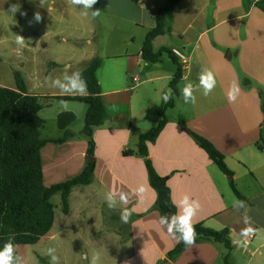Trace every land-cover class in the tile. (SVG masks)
<instances>
[{
	"label": "crops",
	"instance_id": "obj_1",
	"mask_svg": "<svg viewBox=\"0 0 264 264\" xmlns=\"http://www.w3.org/2000/svg\"><path fill=\"white\" fill-rule=\"evenodd\" d=\"M165 1L135 0L136 10L144 13L141 23L147 17L150 21L149 31L155 27V15ZM44 15L42 13V20ZM142 46L136 52L127 51L113 57L127 59L117 63L121 65L119 69L124 70L121 78L116 79L118 69L111 71V78L105 85L97 77L109 117L103 126L94 130L97 166L93 181L72 189L68 214L63 212L61 194H56L61 199V214L54 205L53 228L36 246L57 243L69 231L73 236L69 241L75 247L85 242L99 254L98 264H163L167 261L171 264H225L228 250L223 244L214 242H196L174 261L168 258L177 241L160 225L159 212L152 210L157 193L149 183L144 158L136 154L140 136L152 128L137 127L131 101H127L123 93L127 90V75L138 71L140 76H145V82L156 87L153 92L159 97L169 86L177 66H167L172 61L167 54L161 62L147 63L142 58ZM163 47L183 50L186 64L178 60L184 71L178 86L179 96L174 107L166 111L165 128L155 143H149L153 166L160 176L169 178L168 186L175 205L185 195L199 202L193 224L203 223L215 231L229 229L230 264H264V12L254 5L247 7L243 0H183L175 8L165 33L153 41L155 51ZM96 57H99L98 51L87 50L76 62L84 63L85 69ZM59 58L51 60L50 74L33 70L29 74L31 85L24 78L29 93L40 97V103L45 102L41 103L43 109L39 113L45 126L47 120L41 112L46 106H52L55 101L73 102L57 97L81 96L63 95L48 86L46 77H53L54 70L65 66ZM202 69L214 73L216 87L207 97L200 89L194 93L197 102L186 104L181 90L189 82L198 86ZM132 80L140 83L137 76ZM234 81L239 84L240 91L236 101L230 103L228 92ZM116 108L125 109L117 113ZM87 109L88 106L80 117L70 110L57 113V127L63 134L57 138L42 136L59 140L66 131L73 134L63 143H48L42 149L45 186L65 182L84 169L88 140L80 134L83 127L78 133L72 128L78 119L84 120ZM63 113L75 115V120L64 130L58 126L59 115ZM142 113L139 109L136 115ZM189 132L209 140L224 156L233 173V183L250 209L247 214L250 226L255 229L253 235H241V230L248 225L243 219L244 209L233 208L234 201L239 198L231 187L229 176L217 167ZM132 138L133 148H130ZM127 151L129 154H125ZM109 191L117 193L115 208H109L106 202L105 194ZM121 192L127 194V203L119 202ZM124 209L131 213L127 223L121 220ZM81 220H88L95 227L84 232L78 227ZM111 251L115 252L114 257ZM35 254L38 261L46 259ZM90 260L87 257V264Z\"/></svg>",
	"mask_w": 264,
	"mask_h": 264
},
{
	"label": "trees",
	"instance_id": "obj_2",
	"mask_svg": "<svg viewBox=\"0 0 264 264\" xmlns=\"http://www.w3.org/2000/svg\"><path fill=\"white\" fill-rule=\"evenodd\" d=\"M182 1H165L155 15V27L147 33L142 46V58L147 63L161 62L163 55L167 54L177 65V70L169 83L172 99L167 103L164 102L159 109L158 124L140 136L136 151V154L145 160L149 183L157 193V200L152 210L158 211L160 217L175 214L177 207L168 186L169 178L160 176L153 166L149 156V143L156 142L167 124L166 111L174 107L175 99L179 96L178 86L184 71L172 50L163 47L155 51L153 41L165 33L167 23L173 19V12ZM243 1L247 7L254 5L264 12V0ZM94 8H98L100 11L104 10V6L98 0ZM101 64V58L96 57L82 71L88 85L89 94L87 96L57 97V99L80 102L88 106L84 126L80 133L87 138L88 149L87 162L82 172L51 187L44 184L41 151L48 143H63L73 134L66 131L64 137L59 140L42 137L41 131L45 126V120L40 117L39 113L43 109V105L40 103V97L29 93L24 76L20 71H13L15 89L0 87V248L10 238L15 247L39 243L51 231L55 222L53 196L61 194L63 212L68 214L72 189L92 183L97 166L94 130L103 126L109 117L97 78ZM74 120L75 115L63 113L59 115L58 126L64 130ZM189 133L217 167L227 176L233 177L224 156L215 146L206 138L194 132ZM259 147L262 148V145ZM125 154H129V152L127 151ZM231 187L240 201H246L236 189L233 180ZM194 226L197 233L195 243L223 244L228 250L224 257V263L230 264L229 251L232 250V245L229 229L215 231L205 227L203 223L194 224ZM187 247L183 242L177 243L176 247L168 254L169 260L174 261Z\"/></svg>",
	"mask_w": 264,
	"mask_h": 264
},
{
	"label": "rangeland",
	"instance_id": "obj_3",
	"mask_svg": "<svg viewBox=\"0 0 264 264\" xmlns=\"http://www.w3.org/2000/svg\"><path fill=\"white\" fill-rule=\"evenodd\" d=\"M51 1L0 0V85L15 89L14 70L20 71L28 80L33 70L38 73L42 72L43 75L50 74L48 72L52 71L50 69L51 60L56 57H60L61 65L71 63L72 70H83L85 64H77L76 59L87 50L98 51L103 61L97 77L104 81V85L108 79L110 80L111 71L115 69H118L116 79L121 78L124 70L119 69L121 65L117 63L126 62L127 59L113 57L127 51L136 52L143 45L149 31L150 21L147 17L145 22L141 23V15L144 13L140 14L136 10L135 0H99L104 5V10H101L100 15L95 18L91 15L82 16L80 13L83 8L69 4L68 0H53V3ZM13 4L19 5V11L14 14L10 11V6ZM37 12L40 16L42 13L45 14L44 19L39 22L34 19ZM16 35L25 38L23 47L15 43ZM172 62L169 61L167 66L172 68L175 65L176 68L177 65ZM63 68L64 66L54 70L53 77L61 75ZM135 76L139 77V84L133 82L132 79ZM127 78L125 85L127 90L123 96L127 101H131L137 127L154 128L158 123L157 120H160L159 109L164 103L162 94L170 89L169 86L165 88L161 96L155 97L157 95L153 89L156 87L145 82L144 75L140 76L136 71L127 75ZM29 84L31 85L30 80ZM41 103L45 104L44 101ZM67 105L65 109L60 101H55L52 106H46L41 112V116L47 120V125L41 131L43 137L57 138L63 134L57 127V113L70 110L80 117L87 107L86 104L80 102H67ZM124 109L116 108L114 111L119 113ZM139 109H142L143 113L137 116ZM83 126L84 120L80 118L74 123L72 130L78 133ZM133 139H131L130 148H133ZM232 178L229 177L230 182ZM52 201L60 215V196L56 195ZM79 224L78 227L84 232L95 227L88 220H81ZM70 238L73 236L68 231L60 237L57 243L51 242L46 245L42 244V246H18L17 250L26 264H49L50 257L45 254L48 248L55 249L54 255L59 257L60 264H87L84 255L90 260L96 252L88 248L85 242L79 244L81 248L75 247L69 241ZM35 253H39L46 259L38 261ZM114 253L111 251L110 255L114 257Z\"/></svg>",
	"mask_w": 264,
	"mask_h": 264
},
{
	"label": "clouds",
	"instance_id": "obj_4",
	"mask_svg": "<svg viewBox=\"0 0 264 264\" xmlns=\"http://www.w3.org/2000/svg\"><path fill=\"white\" fill-rule=\"evenodd\" d=\"M68 3L75 6H80L83 8V11L80 13L84 17L95 18L100 15V9L94 8V5L97 4V0H68ZM10 11L14 14L16 11H19V5L13 4L10 6ZM34 19L39 22L41 16L39 12L35 13ZM15 43L23 47L25 44V38L20 35H16ZM46 82L51 88H56L63 95H81L87 96L88 85L87 81L83 77L82 70H72L71 65H65L60 76L46 77ZM216 87V79L214 73L209 69H202L199 74V85L195 86L192 83H187L182 88V95L184 102L186 104H195L197 102V97L194 95L195 92L200 89L203 90L202 95L207 97L209 96L214 88ZM240 91V86L237 82H233L230 86L228 92V101L234 103L237 99V96ZM172 99V90L162 94V100L167 103ZM61 105L67 109L68 105L66 101H61ZM138 192L142 189H138ZM105 199L109 208H115L117 204V193L115 191H109L105 194ZM128 197L127 194L121 192L119 193V202L127 203ZM175 203V202H174ZM177 207V212L171 216L164 215L160 217L159 223L161 226L167 229V232L172 236L177 243L183 242L186 246H191L195 243L196 239V229L193 224V218L196 215L197 211L200 208V204L196 200L190 199L187 195L183 196L182 199L175 205ZM233 208L235 210L244 209L243 219L246 226L241 230V235L248 237L254 234L255 229H253L250 224V217L248 212L250 211L248 205L244 201L236 200L233 203ZM131 213L129 210L124 209L121 212V220L124 223H127ZM234 243H237L234 241ZM55 249L48 248L45 253L50 257L49 264H60L59 257L54 255ZM87 259V257H85ZM100 256L98 253H94L91 257L90 264H98ZM0 264H26L25 260L16 254V247L10 238L7 240L3 247L0 248Z\"/></svg>",
	"mask_w": 264,
	"mask_h": 264
},
{
	"label": "built area",
	"instance_id": "obj_5",
	"mask_svg": "<svg viewBox=\"0 0 264 264\" xmlns=\"http://www.w3.org/2000/svg\"><path fill=\"white\" fill-rule=\"evenodd\" d=\"M173 53L175 54V56L178 58V60L182 64H186V57H185V55L181 51L174 49L173 50ZM134 81L137 82L138 79L137 78H134Z\"/></svg>",
	"mask_w": 264,
	"mask_h": 264
},
{
	"label": "water",
	"instance_id": "obj_6",
	"mask_svg": "<svg viewBox=\"0 0 264 264\" xmlns=\"http://www.w3.org/2000/svg\"><path fill=\"white\" fill-rule=\"evenodd\" d=\"M163 264H171V262H170V261H167V262H165V263H163Z\"/></svg>",
	"mask_w": 264,
	"mask_h": 264
}]
</instances>
